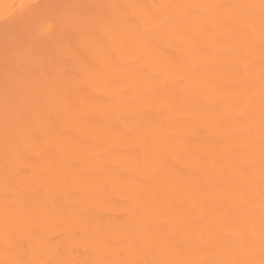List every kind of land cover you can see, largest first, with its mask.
Listing matches in <instances>:
<instances>
[{"label":"bare ground","instance_id":"bare-ground-1","mask_svg":"<svg viewBox=\"0 0 264 264\" xmlns=\"http://www.w3.org/2000/svg\"><path fill=\"white\" fill-rule=\"evenodd\" d=\"M29 3L144 7L99 9L112 22L93 25L86 34L70 24L50 34H41L37 26L25 58L6 62L5 18ZM240 3L259 5L261 0H0V259L6 230L15 233L24 260L93 264L113 258L101 239L120 245L147 220L137 209L177 186L207 190L212 197L207 210L219 215L213 188L217 170L242 157L249 136L257 141L259 159L264 103L259 44L248 58L254 66L250 79L241 77L248 82L238 87L233 55L219 56L211 39L199 36L193 50L182 32L191 31L194 17L177 6ZM169 16L179 19L169 21ZM17 98L28 114L38 110L33 99L39 101L46 135L25 134V122L14 119ZM58 112L71 115L61 119ZM237 112L249 118L238 119ZM226 128L235 130L224 137ZM228 149L235 150L233 155L222 158ZM54 171L55 190L50 186ZM16 194L23 197V210L6 224L5 197ZM254 195L256 238L247 258L260 264L258 184ZM156 255L202 258L184 244L175 253ZM205 255L240 254L234 249Z\"/></svg>","mask_w":264,"mask_h":264},{"label":"snow or ice","instance_id":"snow-or-ice-1","mask_svg":"<svg viewBox=\"0 0 264 264\" xmlns=\"http://www.w3.org/2000/svg\"><path fill=\"white\" fill-rule=\"evenodd\" d=\"M15 7V5H13ZM121 7H138L129 5H91V4H20L16 13L6 17L3 27L4 55L6 62L24 59L28 52V41L34 31L50 34L58 26L70 24L85 34L89 27L98 28L112 22V18L104 16L99 9H117ZM153 8H168L169 5H153ZM185 15L194 17L190 32H182L191 42L193 50L196 47L195 37L201 40L211 39L214 50L223 56L233 55L236 66L234 83L238 87L247 84L254 66L249 62V56L254 52L257 41L259 44L260 80L264 87V0L255 4H196L182 5ZM258 9V14L255 10ZM178 17L169 16L168 20L175 22ZM149 20L145 22L147 28ZM214 56L213 59H219ZM248 76V79L241 77ZM79 90V86H78ZM122 92L125 90H121ZM86 99V98H85ZM28 114L23 109V101L17 98L14 104L15 121L25 122V134L31 137L46 135L49 128L44 123L47 117L39 111ZM9 97L6 91L5 139L10 135L7 108ZM235 109L239 105H234ZM71 113H57L61 119ZM238 119H248V113L237 112ZM222 122V121H221ZM234 128H226L222 136L230 135ZM257 141L249 136L244 154L240 159L230 160L227 169L220 168L216 172L213 188L219 204V215L209 214L207 208L212 197L207 190L194 192L190 188L175 187L164 191L159 200L138 208L137 212L151 220H147L134 234L125 235L120 245H113L107 239H101L102 247L109 251L113 258H101L93 264H255L247 257L254 253L256 238V200L255 192L258 184L259 194V244L261 260L264 264V103L261 105L259 128V159H256ZM235 150L228 149L222 153V158H229ZM175 158V157H174ZM258 170V175H257ZM58 183L55 171L50 177L53 190ZM4 206L5 221L23 210V197L20 194L6 195ZM243 211L244 216L240 213ZM5 257L0 264H49L48 261L34 259L24 260L20 257L21 245L15 240V233L6 230ZM181 244L187 245L192 251L199 252L201 259L158 258L156 253H175ZM236 250L239 258L224 259L208 258L212 250ZM119 257V258H116ZM56 264H69L67 261H56Z\"/></svg>","mask_w":264,"mask_h":264}]
</instances>
